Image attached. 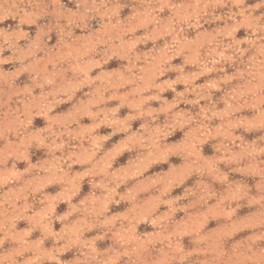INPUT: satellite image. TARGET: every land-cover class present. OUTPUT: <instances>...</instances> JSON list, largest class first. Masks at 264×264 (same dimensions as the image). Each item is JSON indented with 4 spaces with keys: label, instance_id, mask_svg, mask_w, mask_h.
<instances>
[{
    "label": "clouds",
    "instance_id": "clouds-1",
    "mask_svg": "<svg viewBox=\"0 0 264 264\" xmlns=\"http://www.w3.org/2000/svg\"><path fill=\"white\" fill-rule=\"evenodd\" d=\"M67 3L0 0V264H264V0Z\"/></svg>",
    "mask_w": 264,
    "mask_h": 264
},
{
    "label": "rangeland",
    "instance_id": "rangeland-1",
    "mask_svg": "<svg viewBox=\"0 0 264 264\" xmlns=\"http://www.w3.org/2000/svg\"><path fill=\"white\" fill-rule=\"evenodd\" d=\"M64 2L67 4L68 7L74 9L75 6L72 5V4H68V3H67V0H64ZM249 2L252 3V2H254V0H249ZM127 14H128V9H125V11L122 13V18H123L124 16H126ZM42 23H43V22H42ZM10 24H14V22L11 21V20L6 21L5 24H4L3 26H4V27H7V26L10 25ZM221 26H222V25H221ZM97 27H98V21H93V22H92V28H93V29H96ZM205 27L208 28L209 30H211V28H212V27H215V25H206ZM25 30H29V31L31 32L32 35L35 34V28H34V27H32L31 29L26 28ZM76 34H77V35H80L81 33H80L79 30H77ZM84 34H87V33H84ZM191 35H192V33H190V36H191ZM244 35H245V34H244L243 30H241V32H239V33L237 34V37H238V38H243ZM55 41H56V37H55V34H53L51 44H54ZM21 43H22V45L24 44L23 41H22ZM148 47H151V44H149ZM9 54H10V53H5L6 56L9 55ZM180 62H181L180 60L174 61L175 64H179ZM118 66H119V62H117V61H112V62H110V64H109L107 67H108V70H112V69H114V68H117ZM4 70H5V71L13 70V66H12V65H5V66H4ZM229 72H231V69H229ZM94 74H95V73H94ZM170 75H172V74H170ZM173 78H174V76H173ZM26 82H27V76H22V77L20 78V80L18 81V83L21 84V85H22L23 83H26ZM203 82H204V80L202 79L201 81H198L197 83H203ZM177 90H178V91H179V90H183V86H178ZM172 95H173V94L170 93V92L165 94L166 98H168L169 100L172 99ZM216 96L218 97V96H219V93H217ZM154 106H158V105H154ZM69 107H70V105H63V106H61L59 109H57L56 111H57V112L66 111ZM185 107H186V106L181 105V108H185ZM221 107H222V105H221ZM126 114H127V109L122 110L121 113H120L121 117H123V116L126 115ZM161 119H162V118H161ZM84 123H89V121L85 120ZM44 126H45V125H44V121H43V120H41V119H37V120L34 121V127L39 128V127H44ZM138 127H139V122H136V123L133 124V130H135V129L138 128ZM110 131H111L110 129H101V130H100V134H102V135H106V134H109ZM238 134H239V133H238ZM254 135H255V134H249V135L246 136V139L251 140V139L254 138ZM181 137H182V133H179V132H178V133H176L172 138H170L169 142H176V141L179 140ZM120 138H121V137H119V136H118V137H113V140H112L111 142H109V144L118 141ZM106 147H107V146H106ZM203 154H204L205 156H211V155H213V149H212V147H211V144H209V145H205V146H204V148H203ZM43 158H45V157H44V153H43L42 151H35V150H33V154H32V161H33V163H35L37 160H39V159H43ZM126 160H127V154H125V156H123V157L120 158V160H119V164H124V163L126 162ZM172 162H173V163H176V164L180 163V161L177 160L176 158H173V161H172ZM18 167L22 170L23 167H24V165H23V164H20V165H18ZM221 167L223 168V166H221ZM163 169L166 171V170H167V165H164V166H163ZM74 170H80V169H79V166H77L76 168H74ZM159 170H160L159 168H155V169H153L152 171H159ZM149 174H151V172H150ZM194 179H195V178H193V180H194ZM230 179H240V177L234 175V176L230 177ZM193 180H189L185 186H191L192 183H193ZM251 183H252V180L249 179V184H251ZM48 191H49L51 194H55V192L58 191V188L53 187V188L48 189ZM89 191H90V188H89V186L87 185V183H85L84 186L82 187L81 196L86 195ZM120 191L123 192L124 189L122 188ZM182 193H183V188H179V189H175V190L173 191L172 195H173V196H177V195H181ZM126 207H127V205L114 206V207L111 209V212H112V214H115V213H117V212L124 211ZM65 210H66V205L61 204V205L58 207V209H57V213H58V214H62ZM165 210H166V209H164V208L161 209V211H165ZM247 211H248L247 209H243V210L241 211L240 215H244V214H246ZM182 215H183L182 213H181V214H178V215H177V219L181 218ZM25 226H26V225H25L24 223H21L20 225H18V227L21 228V229L24 228ZM215 226H216L215 222H210V224H209V228H213V227H215ZM59 229H60V225H59V224L54 225V230L59 231ZM139 231H140L141 233H144V232H150V231H152V229H151L149 226H147V225H141L140 228H139ZM96 234H97V233H95V232H93V233H89V234H87L86 238H91L92 236H94V235H96ZM247 234H249V233L246 232V233H243V234H240V235L243 236V235H247ZM38 235H39L38 233L34 234V235H33V238L35 239ZM239 238H240V237L238 236L237 239H239ZM109 243H110L109 241H104V242H102V243H98V247L101 248V249L106 248V247L109 246ZM185 245H186V247H190V245L188 244V239H187V238H185ZM46 246H51V243H50V242L46 243ZM261 246H264V244H262ZM71 258H72V254H71V253H69V254H67L65 257H63V259H71Z\"/></svg>",
    "mask_w": 264,
    "mask_h": 264
}]
</instances>
